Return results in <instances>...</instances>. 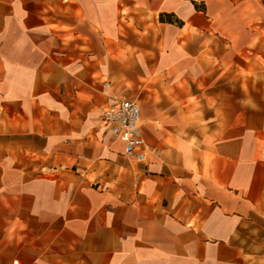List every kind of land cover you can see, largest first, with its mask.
Segmentation results:
<instances>
[{"label": "rangeland", "instance_id": "rangeland-1", "mask_svg": "<svg viewBox=\"0 0 264 264\" xmlns=\"http://www.w3.org/2000/svg\"><path fill=\"white\" fill-rule=\"evenodd\" d=\"M195 6L212 21L203 34V50L191 56V49L183 52L172 45L170 65L87 67L84 47L60 49L58 59L41 52L39 61L29 51L30 64L20 65L15 63L18 46L3 49L6 43L0 41V207L9 202L12 207L0 209L1 217L10 214V220L0 221L12 238L23 235L24 243L41 236L57 238L58 256L44 253L45 264H137L128 234L123 256L89 257L87 216L77 209L73 220L67 208L68 203L87 208V191L97 195L91 199L97 206L132 203L133 177L144 164L126 159L122 142L111 138L103 123L116 96L141 105L148 141L163 157L173 159L191 148L202 152L199 140L187 146L179 139L187 117L200 132L211 133L209 143L223 134L236 137L239 145L244 137L248 146L252 137L264 140V0H207ZM171 36L176 41L184 34L175 29ZM190 104L201 112L182 113ZM174 128L178 140L166 137ZM256 171L255 166H241L237 188L247 185ZM147 184L145 180L141 191ZM23 187L28 194L21 193ZM48 199L61 203L60 209L46 208ZM38 200L43 208L31 206ZM20 203L28 207L15 209ZM27 259L13 264H29ZM161 260L179 264L174 258Z\"/></svg>", "mask_w": 264, "mask_h": 264}, {"label": "crops", "instance_id": "crops-1", "mask_svg": "<svg viewBox=\"0 0 264 264\" xmlns=\"http://www.w3.org/2000/svg\"><path fill=\"white\" fill-rule=\"evenodd\" d=\"M201 1L207 3V0H0V41L6 43L3 49L18 46L20 55L15 63L20 65L30 64L29 51H35L39 61L41 52L58 59L60 49L72 47L87 48V67L170 65L172 45L181 46L183 52L191 49V56L203 50V34L211 28L212 21L196 8L195 4ZM161 14L167 15L165 21H161ZM168 16L178 22H168ZM175 29L182 31L184 37L172 41ZM199 112L201 108L193 104L182 108L187 115ZM190 120V117L185 120L179 139L187 146L192 140H199L202 152L191 148L174 154L173 159L169 155L157 158L151 154L154 160L149 157L150 164L141 163L143 169L136 179L133 177L130 206L124 207L122 201L114 206L106 203L97 206L91 201L97 195L88 191L87 208L68 203V215L73 220L77 209L84 210L87 216V245L92 242L87 248L89 257L123 256L129 242L124 234H128L137 264H161L163 258L178 259L179 264H264V140L252 137L248 146L244 137V144L239 145L236 137L223 134L209 143L211 133L200 132ZM170 133L166 137L178 140L175 128ZM145 135L148 141L146 131ZM157 159H163V163L159 164ZM151 165L157 169H151ZM241 166H255L257 171L251 173L247 185L237 188ZM88 168L89 163L87 175ZM145 180L147 189L141 191ZM27 190L23 187L21 193L28 194ZM40 205L44 207L40 200L31 203L35 208H41ZM45 205L59 210L61 203L48 199ZM27 207V203H20L15 209ZM1 208L12 207L9 202ZM8 216L4 214L0 219L10 220ZM7 232L0 221V264H13L15 259L24 257H30L26 263L45 264L44 253L54 256L56 252L58 256L57 238L49 241L41 236L24 243L20 238L23 235L14 239Z\"/></svg>", "mask_w": 264, "mask_h": 264}, {"label": "built area", "instance_id": "built-area-1", "mask_svg": "<svg viewBox=\"0 0 264 264\" xmlns=\"http://www.w3.org/2000/svg\"><path fill=\"white\" fill-rule=\"evenodd\" d=\"M111 138L123 144V155L136 164L146 163L150 155L159 158L161 151L149 145L142 119L141 105L123 94L116 96L103 116Z\"/></svg>", "mask_w": 264, "mask_h": 264}, {"label": "trees", "instance_id": "trees-1", "mask_svg": "<svg viewBox=\"0 0 264 264\" xmlns=\"http://www.w3.org/2000/svg\"><path fill=\"white\" fill-rule=\"evenodd\" d=\"M165 16H167V15H164V14H161V16H160V19H161V21H165ZM167 20H168V22H178L177 20H173L170 16H168V18H167Z\"/></svg>", "mask_w": 264, "mask_h": 264}, {"label": "bare ground", "instance_id": "bare-ground-1", "mask_svg": "<svg viewBox=\"0 0 264 264\" xmlns=\"http://www.w3.org/2000/svg\"><path fill=\"white\" fill-rule=\"evenodd\" d=\"M103 95V94H102ZM98 98H100L101 99V96H98Z\"/></svg>", "mask_w": 264, "mask_h": 264}]
</instances>
